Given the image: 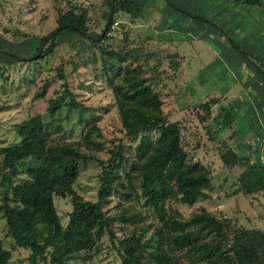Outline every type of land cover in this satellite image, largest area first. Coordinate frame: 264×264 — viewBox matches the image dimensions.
<instances>
[{
	"label": "rangeland",
	"instance_id": "1",
	"mask_svg": "<svg viewBox=\"0 0 264 264\" xmlns=\"http://www.w3.org/2000/svg\"><path fill=\"white\" fill-rule=\"evenodd\" d=\"M108 1L0 0V146L16 139L17 124L39 115L44 143L70 145L82 158L71 185L75 194L95 202L99 185L109 184L99 201L109 223L97 251L68 264H119L117 240L131 233L145 240L161 218L185 220L201 209L225 218L233 230L264 231V192L236 193L242 163L225 168L218 160V153L228 149L240 160L264 164V0L258 7L232 0H126L139 5L135 16ZM121 1L112 0L114 5ZM61 14L79 22L89 38L103 36L90 43L63 30L39 45ZM36 49L37 59L32 57ZM131 84L159 102L157 110H141L175 122L186 159L209 170L207 198L187 205L169 196L157 211L144 203L135 149L141 136L154 143L157 132L127 135L121 127L118 91L128 92ZM210 98L216 99L214 105ZM49 100H57L52 115L46 111ZM28 181L21 172L9 185L0 180V204H13L9 188ZM52 204L64 227L69 197L52 195ZM0 240L9 249L8 264H27L29 250H11L1 212ZM172 254L184 264L198 258ZM144 260L150 262V256Z\"/></svg>",
	"mask_w": 264,
	"mask_h": 264
},
{
	"label": "trees",
	"instance_id": "2",
	"mask_svg": "<svg viewBox=\"0 0 264 264\" xmlns=\"http://www.w3.org/2000/svg\"><path fill=\"white\" fill-rule=\"evenodd\" d=\"M232 1L258 7L262 0ZM108 4L130 16H135L139 10V5L126 0L117 5L109 0ZM194 18L206 22L200 16ZM55 22L56 26L50 33L39 39V45H43L47 37H53L63 30L74 31L90 43L103 36L99 34L89 38L82 25L70 15H58ZM50 49L49 45L46 51ZM118 92L116 108L125 134L136 135L150 128L157 132L154 143L141 136L135 149L139 195L144 203L157 211L169 196L187 205L207 198L204 191L210 187L209 170L200 161L186 159L185 150L179 144L177 124L142 111L158 109L159 102L155 96L135 84L130 85L128 92ZM215 102L216 99L210 98L211 105ZM206 106H209L208 102L202 103L206 115L202 117L205 119L209 113ZM56 109L57 100H49L47 113L52 115ZM224 119L228 121L232 116L228 118L226 115ZM199 121L205 124L204 119L200 118ZM222 126L224 128L226 124L222 123ZM43 130L39 115H34L14 127L16 139L12 143L0 146V180L9 185L11 178L20 172L29 177L28 182L9 188L13 204L5 200L1 202L3 227L12 251L29 250L27 264H35L38 260L46 264H68L74 259L85 261L83 253L97 251L96 242L109 223L99 208L101 194L107 191L109 184L104 181L99 185L95 202L83 200L75 194L71 185L76 178L77 163L82 158L79 159L77 150L70 145L44 143ZM218 158L225 168L242 163L236 193L248 196L264 192L262 161L248 157L240 160L228 149L219 152ZM52 195L68 196L70 199L71 208L64 227L60 225L54 210ZM159 224L145 240H140V235L134 233L117 240L119 264H184L178 261L179 256L174 258V252L198 255L194 264H264V231L233 230L225 218H215L203 209L185 220L161 218ZM162 231H165L168 239L162 238ZM2 244L0 240V264H8L9 249ZM145 255L150 256V262L144 260Z\"/></svg>",
	"mask_w": 264,
	"mask_h": 264
},
{
	"label": "water",
	"instance_id": "3",
	"mask_svg": "<svg viewBox=\"0 0 264 264\" xmlns=\"http://www.w3.org/2000/svg\"><path fill=\"white\" fill-rule=\"evenodd\" d=\"M36 55H38V52L35 55H33L32 57H36Z\"/></svg>",
	"mask_w": 264,
	"mask_h": 264
}]
</instances>
